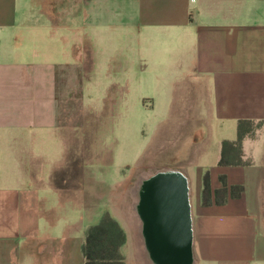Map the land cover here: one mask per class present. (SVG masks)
<instances>
[{
    "label": "crops",
    "instance_id": "crops-1",
    "mask_svg": "<svg viewBox=\"0 0 264 264\" xmlns=\"http://www.w3.org/2000/svg\"><path fill=\"white\" fill-rule=\"evenodd\" d=\"M69 68L80 101L91 89L108 106L132 87L160 97L162 117L141 154L156 149L168 159V144L176 156L188 142L182 166L156 172L188 178L192 264H264V0H0V264H84L85 231L102 216L66 174L56 98ZM204 112L234 126L227 140L245 122L251 149L241 140L248 163L210 171L211 201L194 204L183 168L204 139L180 130L189 128L185 114ZM142 173L126 178L123 223L116 218L124 264H154L156 254L137 220ZM93 175L95 186L118 182ZM221 175L228 190L217 203ZM231 185H242L238 197ZM169 240L174 246L177 236Z\"/></svg>",
    "mask_w": 264,
    "mask_h": 264
},
{
    "label": "rangeland",
    "instance_id": "rangeland-1",
    "mask_svg": "<svg viewBox=\"0 0 264 264\" xmlns=\"http://www.w3.org/2000/svg\"><path fill=\"white\" fill-rule=\"evenodd\" d=\"M67 75L69 80L64 85L68 88L58 91L56 103L60 131L69 139L66 172L69 185L83 187L86 204H98L102 214L107 211L123 223L125 180L128 175L132 172H151L164 164L182 166L181 158L188 142L184 147L185 140L179 143L180 154L176 156L172 154L173 146L168 144L166 152L171 153H167L168 159H159L156 149L152 153L144 151L141 154L152 135L154 124L162 117L158 105L160 97L150 98L145 92L141 95L136 87H132L122 96L117 94L113 106H108L96 96L97 90L91 89L80 101L78 75L71 68ZM153 101L156 102L154 110L151 108ZM88 105L94 109L88 108ZM172 115L177 116V113ZM185 115L189 116V128L183 126L180 131L193 132L192 141L204 139L196 149L187 151L191 160L183 168L190 176L192 201L197 204L202 199L205 173L213 172L218 166L222 140L235 138L237 134L234 126L217 123L206 112ZM242 147L245 151L251 149L248 139L242 140ZM94 173H104L106 180L116 178L118 182L116 185L101 183V186H95L97 177Z\"/></svg>",
    "mask_w": 264,
    "mask_h": 264
},
{
    "label": "water",
    "instance_id": "water-1",
    "mask_svg": "<svg viewBox=\"0 0 264 264\" xmlns=\"http://www.w3.org/2000/svg\"><path fill=\"white\" fill-rule=\"evenodd\" d=\"M157 171L146 182L149 189L155 190L148 195L150 207L154 209L147 217L150 223L147 245L156 253L150 260L154 264H192L188 178L179 169L161 168ZM168 191L170 195L167 203L165 197ZM157 204L166 207L159 211L160 208H155ZM172 233L175 238L177 236L174 246L169 240Z\"/></svg>",
    "mask_w": 264,
    "mask_h": 264
},
{
    "label": "trees",
    "instance_id": "trees-1",
    "mask_svg": "<svg viewBox=\"0 0 264 264\" xmlns=\"http://www.w3.org/2000/svg\"><path fill=\"white\" fill-rule=\"evenodd\" d=\"M240 121L238 124V138L236 140L224 139L221 142L220 156L218 165H242L248 162L242 159L241 140L245 133L250 131L249 126ZM220 181L222 187L214 192L215 201L222 202L227 195L226 178L221 175ZM243 190L242 185L229 186V192L232 197H238ZM211 189L208 173L203 177L202 203H210ZM125 241L123 228L118 221L104 212L100 220L87 227L82 245L84 255V264H124V256L121 252V246Z\"/></svg>",
    "mask_w": 264,
    "mask_h": 264
},
{
    "label": "flooded vegetation",
    "instance_id": "flooded-vegetation-1",
    "mask_svg": "<svg viewBox=\"0 0 264 264\" xmlns=\"http://www.w3.org/2000/svg\"><path fill=\"white\" fill-rule=\"evenodd\" d=\"M158 172V171H157ZM143 173H150L148 171H143ZM141 175H144V174ZM156 174V170L151 171L150 174H148L147 177H142L139 176L140 178H138V180L135 182V186H136V195H137V211H138V218L137 220L139 221V219H141L143 221V229L147 232V229L149 228V221H148V214L150 213V211L154 208L150 207L149 204V199H150V195L151 193H154L153 190L149 189L148 186H146V182L149 181L151 179V177H153ZM141 179V180H140ZM139 182V183H138ZM169 195H170V191H168V194H166L165 197V201L168 203L169 202ZM164 201V200H162ZM164 204H157V206L155 207L156 209H159V211H161L162 208L166 207ZM140 217V218H139Z\"/></svg>",
    "mask_w": 264,
    "mask_h": 264
},
{
    "label": "bare ground",
    "instance_id": "bare-ground-1",
    "mask_svg": "<svg viewBox=\"0 0 264 264\" xmlns=\"http://www.w3.org/2000/svg\"><path fill=\"white\" fill-rule=\"evenodd\" d=\"M151 173V172H150ZM150 173H148V174H150ZM144 175H142V177H147L148 176V174L147 173H143Z\"/></svg>",
    "mask_w": 264,
    "mask_h": 264
}]
</instances>
